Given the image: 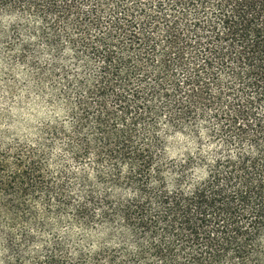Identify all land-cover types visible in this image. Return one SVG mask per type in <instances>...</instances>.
I'll return each mask as SVG.
<instances>
[{
  "label": "trees",
  "instance_id": "16d2710c",
  "mask_svg": "<svg viewBox=\"0 0 264 264\" xmlns=\"http://www.w3.org/2000/svg\"><path fill=\"white\" fill-rule=\"evenodd\" d=\"M4 12L23 19L0 20V54L71 108L39 142L0 113V240L16 264L32 260L22 244H43L32 264H87L30 233L51 231L35 205L123 221L140 251L92 264H264V0H0Z\"/></svg>",
  "mask_w": 264,
  "mask_h": 264
},
{
  "label": "clouds",
  "instance_id": "9594fccd",
  "mask_svg": "<svg viewBox=\"0 0 264 264\" xmlns=\"http://www.w3.org/2000/svg\"><path fill=\"white\" fill-rule=\"evenodd\" d=\"M23 17L19 12H4L0 16L5 29ZM50 59L46 55L40 56V62H47ZM11 73V76H9ZM2 76L3 83V104L5 112L11 116L15 114L16 128L26 130L24 136L30 140L42 141L43 130L49 126H61L71 121V108L63 98L57 99L49 84L44 83L27 65H17L14 68L5 67ZM32 134V135H30ZM80 189V183L85 187L82 192L93 190L100 197L103 195L104 186L99 184L93 177H86L78 174L70 182ZM98 190V191H97ZM37 218L45 222L51 231H42L39 227L26 225L32 235L37 238H44L51 243L53 235L62 241L69 252V256L75 260L79 253L87 255V264H92V257L103 248H116L121 250L124 260L129 254H136L140 251V244L129 229L123 226V221L117 219L115 223L106 222L91 224L76 219H66L55 211L48 212L47 206L35 205ZM20 237H16L19 242ZM26 247L25 255L31 256L32 260H25L24 264H32L43 244L21 245ZM0 264H16V254L7 242L0 240Z\"/></svg>",
  "mask_w": 264,
  "mask_h": 264
},
{
  "label": "rangeland",
  "instance_id": "374dc122",
  "mask_svg": "<svg viewBox=\"0 0 264 264\" xmlns=\"http://www.w3.org/2000/svg\"><path fill=\"white\" fill-rule=\"evenodd\" d=\"M23 65V64H21ZM11 66V62L4 58V56H2V54H0V73H3L5 70V67H9ZM17 64L13 65L11 68L16 67ZM9 76H11V73H9ZM0 81H2V76H0ZM3 99V83L0 82V101H2ZM0 113H1V125L3 127H6L8 129V131L13 134L14 136H23V129H17L15 126V114L13 113V115L9 116L5 110H4V106L2 103H0ZM3 119V120H2Z\"/></svg>",
  "mask_w": 264,
  "mask_h": 264
}]
</instances>
